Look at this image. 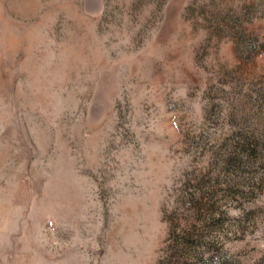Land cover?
<instances>
[{
  "label": "rangeland",
  "instance_id": "374dc122",
  "mask_svg": "<svg viewBox=\"0 0 264 264\" xmlns=\"http://www.w3.org/2000/svg\"><path fill=\"white\" fill-rule=\"evenodd\" d=\"M0 264H264V0H0Z\"/></svg>",
  "mask_w": 264,
  "mask_h": 264
}]
</instances>
